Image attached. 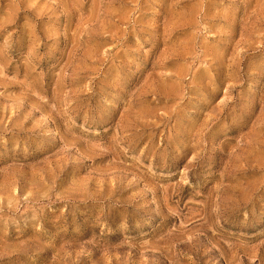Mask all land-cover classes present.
Masks as SVG:
<instances>
[{
  "label": "rangeland",
  "instance_id": "obj_1",
  "mask_svg": "<svg viewBox=\"0 0 264 264\" xmlns=\"http://www.w3.org/2000/svg\"><path fill=\"white\" fill-rule=\"evenodd\" d=\"M0 264H264V0H0Z\"/></svg>",
  "mask_w": 264,
  "mask_h": 264
}]
</instances>
